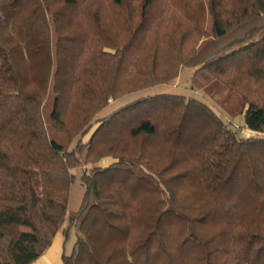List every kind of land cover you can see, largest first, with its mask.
Here are the masks:
<instances>
[{
  "label": "trees",
  "instance_id": "obj_1",
  "mask_svg": "<svg viewBox=\"0 0 264 264\" xmlns=\"http://www.w3.org/2000/svg\"><path fill=\"white\" fill-rule=\"evenodd\" d=\"M182 67L238 108L162 92L98 117ZM72 230L61 264H264V0H0V264Z\"/></svg>",
  "mask_w": 264,
  "mask_h": 264
},
{
  "label": "rangeland",
  "instance_id": "obj_2",
  "mask_svg": "<svg viewBox=\"0 0 264 264\" xmlns=\"http://www.w3.org/2000/svg\"><path fill=\"white\" fill-rule=\"evenodd\" d=\"M192 67H182L179 71V74L174 79L170 80L167 84H159L152 87L144 88L141 90H138L136 92H131L126 95H123L116 100H113L110 102V104L104 108L101 112L98 113V117H102L113 111L114 109L131 102L137 98L144 97L147 95H152L156 93H180V94H191L194 96H197L199 98H203L207 101L209 105L218 112V107L223 108L225 112L229 110V108H238V98L234 94H228L226 92V89L222 86V84L218 83L215 85H212L211 91H204V90H196L193 87H190V79L191 75L193 73ZM227 121L229 118H226ZM234 125L239 127H243L242 119L240 116H235L234 118L230 119ZM90 135V132L84 137V140L87 139V137ZM244 135V134H243ZM246 137V136H245ZM110 158H104L100 162L101 165H106L108 162H110ZM84 166L81 168H73L72 171L76 175L74 178L73 183L70 186L69 190V197L67 201V210L68 211H75L78 209L84 187L80 182V173L82 171ZM74 240V231H70V234L67 238V241L65 242V251L68 253L71 250L72 243Z\"/></svg>",
  "mask_w": 264,
  "mask_h": 264
},
{
  "label": "crops",
  "instance_id": "obj_3",
  "mask_svg": "<svg viewBox=\"0 0 264 264\" xmlns=\"http://www.w3.org/2000/svg\"><path fill=\"white\" fill-rule=\"evenodd\" d=\"M65 242L62 233L57 232L47 250L31 264H61L62 253L66 252Z\"/></svg>",
  "mask_w": 264,
  "mask_h": 264
},
{
  "label": "built area",
  "instance_id": "obj_4",
  "mask_svg": "<svg viewBox=\"0 0 264 264\" xmlns=\"http://www.w3.org/2000/svg\"><path fill=\"white\" fill-rule=\"evenodd\" d=\"M240 132L242 135L244 134L243 136H246V137L250 135V133L247 132L243 127L240 128Z\"/></svg>",
  "mask_w": 264,
  "mask_h": 264
}]
</instances>
